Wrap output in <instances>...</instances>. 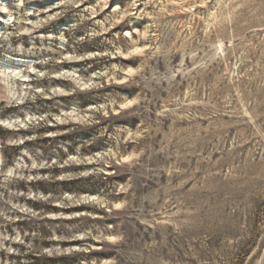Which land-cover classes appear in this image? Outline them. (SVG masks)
<instances>
[{"label":"rangeland","instance_id":"rangeland-1","mask_svg":"<svg viewBox=\"0 0 264 264\" xmlns=\"http://www.w3.org/2000/svg\"><path fill=\"white\" fill-rule=\"evenodd\" d=\"M0 264H264V0H0Z\"/></svg>","mask_w":264,"mask_h":264},{"label":"snow or ice","instance_id":"snow-or-ice-1","mask_svg":"<svg viewBox=\"0 0 264 264\" xmlns=\"http://www.w3.org/2000/svg\"><path fill=\"white\" fill-rule=\"evenodd\" d=\"M117 207H120V205H117Z\"/></svg>","mask_w":264,"mask_h":264}]
</instances>
